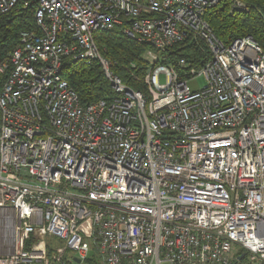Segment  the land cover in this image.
<instances>
[{"label":"built area","instance_id":"obj_1","mask_svg":"<svg viewBox=\"0 0 264 264\" xmlns=\"http://www.w3.org/2000/svg\"><path fill=\"white\" fill-rule=\"evenodd\" d=\"M218 1L0 0L34 21L0 61V264H264V52L215 36ZM115 28L150 48L144 90L97 51ZM189 37L201 64H156ZM66 58L114 95L81 105Z\"/></svg>","mask_w":264,"mask_h":264},{"label":"trees","instance_id":"obj_2","mask_svg":"<svg viewBox=\"0 0 264 264\" xmlns=\"http://www.w3.org/2000/svg\"><path fill=\"white\" fill-rule=\"evenodd\" d=\"M240 1L244 9L231 8V0H219L206 11L205 20L224 44L250 36L264 52V0ZM32 11L31 5L20 13L11 11L7 15H0V61L17 46L19 32L34 27ZM94 41L97 51L110 63L113 75L133 90H144L143 75L152 66L145 58V53L150 50L148 45L125 37L119 28L96 32ZM208 54L202 41L189 37L159 53L160 59L156 64L177 68L179 59L201 64V58ZM62 65L61 77L76 92L81 105L109 100L114 95L97 61L86 64L81 60L66 58ZM50 245L48 243V247ZM50 252L48 248L49 258L52 256ZM87 264L90 262L87 261Z\"/></svg>","mask_w":264,"mask_h":264},{"label":"rangeland","instance_id":"obj_3","mask_svg":"<svg viewBox=\"0 0 264 264\" xmlns=\"http://www.w3.org/2000/svg\"><path fill=\"white\" fill-rule=\"evenodd\" d=\"M163 82H164V78H163V76H161L160 83H163ZM205 83L206 82H205L204 78L198 77V78H195L194 80L190 81L189 83H187V85H189V87L191 89H201V88H203L205 86ZM60 188H62L63 190L69 191V192H76V191L79 192L76 188L71 187L70 185H64L63 186V184H61ZM48 243L51 244L53 247L60 244L54 238L49 239ZM71 258H72V256L70 257V254H66L65 260H66V262L68 261L67 264H75L74 262L70 261Z\"/></svg>","mask_w":264,"mask_h":264},{"label":"water","instance_id":"obj_4","mask_svg":"<svg viewBox=\"0 0 264 264\" xmlns=\"http://www.w3.org/2000/svg\"><path fill=\"white\" fill-rule=\"evenodd\" d=\"M76 263H78L79 261L77 259L74 260Z\"/></svg>","mask_w":264,"mask_h":264},{"label":"bare ground","instance_id":"obj_5","mask_svg":"<svg viewBox=\"0 0 264 264\" xmlns=\"http://www.w3.org/2000/svg\"><path fill=\"white\" fill-rule=\"evenodd\" d=\"M105 59V58H104Z\"/></svg>","mask_w":264,"mask_h":264}]
</instances>
